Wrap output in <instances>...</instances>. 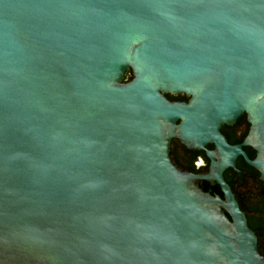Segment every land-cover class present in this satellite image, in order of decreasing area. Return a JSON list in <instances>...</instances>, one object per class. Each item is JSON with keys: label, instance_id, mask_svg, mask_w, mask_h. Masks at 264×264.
<instances>
[{"label": "water", "instance_id": "1", "mask_svg": "<svg viewBox=\"0 0 264 264\" xmlns=\"http://www.w3.org/2000/svg\"><path fill=\"white\" fill-rule=\"evenodd\" d=\"M239 156L264 183V0H0V264H264Z\"/></svg>", "mask_w": 264, "mask_h": 264}, {"label": "flooded vegetation", "instance_id": "2", "mask_svg": "<svg viewBox=\"0 0 264 264\" xmlns=\"http://www.w3.org/2000/svg\"><path fill=\"white\" fill-rule=\"evenodd\" d=\"M182 97L184 96H173V98H170V100H187L186 97H184L186 98L185 100L180 99ZM249 127L250 125L247 122L246 115L243 114L236 120L233 125L223 126L221 132L227 138V141L230 145L236 146L240 145L243 142L249 131ZM208 146L206 147L207 149L213 148V146L211 148H209ZM242 149L249 159H254L256 152L252 148L243 147ZM170 157L174 164L182 171L194 173L197 175H205L209 171L210 161L204 151L194 152L187 150L177 140H173L171 143ZM235 166L236 170L227 168L223 172L224 180L230 186L231 191L233 187L235 190H239L240 192H242L245 197L249 199H251L250 197L252 196L253 200L254 197L256 198L259 195H264V183L260 181L259 173L254 168L249 166L242 156L237 157ZM239 173H241V176L239 175ZM200 184L203 188H208L212 192H216L217 188L221 192L220 187L217 184L211 185L207 181H200Z\"/></svg>", "mask_w": 264, "mask_h": 264}, {"label": "trees", "instance_id": "3", "mask_svg": "<svg viewBox=\"0 0 264 264\" xmlns=\"http://www.w3.org/2000/svg\"><path fill=\"white\" fill-rule=\"evenodd\" d=\"M131 79V72L129 71L124 78V81H128ZM167 97L173 98V96L167 95ZM185 100L186 98H180ZM211 148L212 146H208ZM252 157V155H251ZM228 182V181H227ZM200 187L205 191L209 192L212 195H220L222 196L221 192L217 188L216 192L210 191L208 188H203L200 184ZM260 188V187H259ZM258 188V189H259ZM232 191L235 194V198L239 204L241 211H243L246 215L248 227L255 233L257 240H258V248L261 255L264 256V195L254 197L252 196L251 199L245 197V195L240 192L239 190H235L232 187ZM257 196V195H255Z\"/></svg>", "mask_w": 264, "mask_h": 264}, {"label": "bare ground", "instance_id": "4", "mask_svg": "<svg viewBox=\"0 0 264 264\" xmlns=\"http://www.w3.org/2000/svg\"><path fill=\"white\" fill-rule=\"evenodd\" d=\"M215 169V167L213 168V170Z\"/></svg>", "mask_w": 264, "mask_h": 264}]
</instances>
